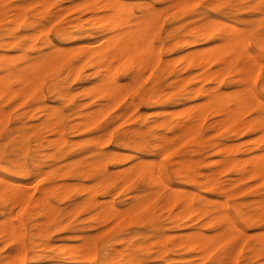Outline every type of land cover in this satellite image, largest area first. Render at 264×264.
Masks as SVG:
<instances>
[{
  "label": "rangeland",
  "instance_id": "obj_1",
  "mask_svg": "<svg viewBox=\"0 0 264 264\" xmlns=\"http://www.w3.org/2000/svg\"><path fill=\"white\" fill-rule=\"evenodd\" d=\"M119 1L120 2H115L114 4L100 6L101 3H85L82 2V0H0V5H5L4 7H0V44L4 47V51L11 56L17 53L20 54V52L22 53V57L19 55L16 57L17 59L14 60L15 67L23 64L26 57L37 55L39 50L51 49L53 47L52 42L61 46H74L80 44L84 41L85 35L81 30L93 32L97 28L93 23L94 16L107 15V11L109 14L112 10L118 9L122 12L124 17H130L132 20L152 14L156 16V19L160 22L158 30L151 34L154 40V49H156L155 51L159 50L161 56L160 60H154L155 62L157 61L155 66L153 64L155 62L152 61L153 63L150 62V64H153V66L148 63L150 66L147 64L143 67L141 66L139 69L135 68L139 66V60L132 56L124 58L120 63L118 61V64L117 59L113 60L114 63H112L111 66L113 68L112 70H114L115 75L120 81L122 83L124 82L123 84L125 86L121 93L123 96L121 100H119L120 97L117 99L118 101L113 99L111 104L107 105L108 99L105 97V94L98 92L97 88L91 87L99 81V75L94 71L102 68V71H105L104 66L100 65V67H98L93 65L92 60L80 66L77 73L75 72L76 69L73 70L68 67L69 65L67 66V63H62L59 67L60 71L58 70V74L55 70L48 72L42 85L38 86L37 90H34V92L32 91L28 97H11L7 100L0 98L1 103L6 100L2 105H4V108L8 111V115L6 114L8 117L5 115L8 120L5 121L4 119H0L3 122V125H1L2 123L0 122L2 131L0 133V144H2V146H0V158L2 160L0 164V173L8 174L9 172V175L19 178L17 172H15L18 167L12 162L14 159H18V161L24 162L27 165L29 164L31 167L35 163L38 165L40 164L41 174L35 179L36 181L30 184L32 189L34 185H36L37 188L48 185L50 181L55 178L54 176L58 174L59 171L57 170L61 169L66 172L68 171L65 173V176H63V179H61L63 182L70 185L69 189L62 194L56 191L53 193L51 192L46 199L47 201L49 199L52 205L59 208V211H57L58 213H56L57 215L54 214L55 218L51 223L43 222L44 224H40V227L33 225L37 219H39L40 222L41 220L44 221L46 215L50 211L49 208H47L48 211L44 212L43 210H46V208H41L43 209L41 210L40 207L36 208L35 211L39 209L41 213L44 212V215L43 213H38L34 219L25 222V241H27V257L25 264H58L63 257V254H61V251L58 249L61 245H78L82 242L81 236L89 233H97L98 228L92 226V220L90 218V215L95 209L90 206V203H84L90 195L89 192L92 190H95L96 196L100 200H112V202L122 209L130 204V197L137 192L149 196L148 202L137 212L135 222L132 224H125L124 230L126 235L131 237L129 243L126 244L124 242L122 244H116L119 249L126 252L125 256H127V258L130 257L129 253H131L133 254L132 256L142 259V262L138 264H193V262L194 264H264V208L261 209V206L264 204V176L257 177L250 174L246 176L245 173H239L232 165L226 166V164H223V166L225 165L224 167L220 166L222 165L221 160L224 159V156L228 152L220 153L218 151L219 144L238 145L233 155H237V157L239 156L241 159L250 160L261 151V147H264V139L260 136L261 132L258 129L246 134L228 132V130H226L227 123L225 122V114L217 115L212 109H209L205 111L206 113L203 111L205 115L203 119L197 118L200 122L195 120L196 125H198L196 126L198 129L196 133L191 137H175L171 141V150L174 153L171 151L169 154H160L158 147H152L148 144L149 142L152 144L156 139L151 134L148 135L150 133L148 126L155 119L162 118L164 114L170 121H177L182 114L178 113V110L188 104L198 102L199 104H205V101L207 102L209 99L208 95H201L198 93L195 97L186 98L190 94L188 90L194 86L201 84L209 86L215 84L214 82L211 83L206 80L200 82L199 74L202 71L206 69L215 70L223 65L222 62L210 59V56L213 55L212 51L216 52L215 49L221 50L223 42L221 45L219 44L220 48L218 46L216 48L214 47V50H210L211 52H208L209 48H206L208 45L210 47L212 46L211 44L215 43L213 46H216L218 42L221 41L226 43L227 38L224 36L237 29V31L244 30L247 36L249 35L248 38L250 37L249 39L252 41V46L256 49V54L264 51V11H261L259 7L261 0H199V3H197V0ZM180 2L181 5H179ZM17 6L24 12V18L22 19L24 21L13 24L9 21V18ZM169 6L172 10H170L171 8ZM173 6L177 7L174 8ZM93 7H98V9L92 11ZM210 18H216L217 21L222 22L221 28L224 35L221 37L217 33V28L213 26V35L202 37L198 40L197 45L190 46L187 41L193 38L192 35L195 31V26L198 22ZM223 23L225 24L223 25ZM227 27L236 28L233 30ZM226 28L227 31L225 30ZM59 29H61V32L65 29L64 32H67L65 35L66 38L60 36ZM30 35L35 36V39ZM18 36L19 40L22 42V47H25L24 49L11 47L4 42L6 39H13ZM68 36H71V38ZM58 37L59 39H57ZM47 39L48 41H46ZM88 39L91 40L93 38L89 37ZM50 41L51 43H49ZM34 46L36 48H34ZM195 46L197 48L200 46L199 48L206 50L204 52H206V55L210 54V56H206L205 58L204 54V56L200 55L197 59L183 56L188 49L196 48ZM21 50L24 51L25 54ZM202 61L204 64H201ZM127 64L132 65L130 66L131 72L129 74H125ZM145 66H148V68L145 69ZM149 67L152 68L150 69ZM137 69L138 71L140 70L141 73H144L141 74ZM236 69L237 65L233 64L229 72L223 73L224 75L221 77L222 90L234 91L233 89H235V91H237L243 87L244 83L242 81L234 79ZM141 70L144 71L142 72ZM139 74H145L143 79ZM51 81L53 83L55 82V86L52 85ZM17 83L16 81L15 85H18ZM134 83H137L135 84L136 86H133ZM59 84L62 85L59 86ZM48 86L49 88L52 87L53 91L51 88L48 89ZM61 87L63 89H61ZM261 87L264 88L263 85ZM56 88L60 90L61 94L64 93V91L68 93L67 95L70 98L66 95L64 96L65 93L61 95V97L59 95L60 99L57 98L58 94L56 90L54 92ZM86 88L89 92H87L88 90H86ZM147 96H150L152 101L161 99L162 103H159L160 105L152 101L146 103L143 98ZM37 97L40 101L37 100ZM41 97H43V101ZM66 97L68 100H66ZM132 97H134V103H137L135 108L131 105ZM84 102H86L85 105H83ZM104 103H107V106H105ZM114 103L115 105H113ZM43 104L48 107L50 106V109L54 107L58 108V115L55 114L51 117L50 121H48L50 124L47 122L42 126L33 127L34 124L44 119V115L42 116L44 113L41 111L40 107L43 106ZM77 105L83 108L80 106V108H77ZM74 106L77 108V111L82 110L87 112H95L93 111L95 108L99 107L100 109L101 107V111L97 108L100 112L98 116L96 115L98 122L93 126L80 124L74 128V124L81 120L79 116V118L76 117L78 112L76 111L77 115L74 113ZM231 106H233V104H231ZM38 110H40L41 113ZM125 110H128V115L125 118L115 117L117 113ZM160 111H165V113L162 114ZM253 111H257L258 114L252 116L251 112ZM259 115L260 111L255 108L246 112L244 116L249 119ZM214 120H217V122L219 120L221 122L218 125ZM223 122L225 123L222 125ZM105 124H108L110 128H103ZM55 126L57 128L59 127L61 131L59 132ZM61 126L65 129L63 128L62 130V128H60ZM136 126H139L141 129L140 133L134 135L130 130ZM104 129H106L105 132ZM55 131L57 132L54 133ZM156 131L163 132L164 130L162 128H156ZM22 133H24L23 142L21 140ZM102 133H110V135L108 134V137L105 135V138ZM168 134L172 135L173 131H169ZM123 135L128 136L127 139L130 140V143H123L121 139ZM57 136L58 138L59 136L60 138L63 136L68 139V141L70 140V143H62V145L55 139L56 144L53 138H57ZM92 136L93 138L97 137V144L93 142L95 140ZM193 136H195V138ZM99 138L106 143L103 141L105 144L99 145L102 144ZM134 138L138 140L137 143L132 142ZM73 141L77 143L72 144ZM96 150L97 152L101 150L104 152L109 151V157L106 158V160L109 171L111 172L123 169L134 161L140 160V158L145 161H150L152 159L157 160L159 157L158 159L161 160L163 164V177L171 189L163 188L161 183H155L156 185L149 184V186L147 182L146 184L142 181L141 175L139 174L135 175L128 186L122 187L120 181H115L113 184H110V186H107V188L100 185V177H97L95 174L82 176L70 175L73 170L84 168L92 164V160L96 157ZM253 153L255 155H253ZM250 154H252V157ZM134 155L136 157H134ZM246 156L248 157L246 158ZM5 159L8 160V165L12 167L9 168L7 163H3ZM170 160L173 161L171 162ZM187 160L192 163V168L188 171L182 170V174H178V171L180 172L181 169L177 161ZM12 168L15 170H12ZM10 169L12 171H10ZM166 169L169 172H167ZM213 170H215L214 173L212 172ZM229 170L230 172H228ZM165 171L167 173H165ZM211 173L214 175L212 176L214 177V183L208 182L207 180V178H209L208 175ZM192 174L196 175V181L189 180V176ZM139 179H141L140 182ZM29 180H32L31 176L28 177V181ZM183 187L185 189H183ZM170 190L178 192L179 196L183 195L184 192L185 194L193 196L195 205H199L202 200L206 201L208 199H210V201L207 203L212 207L219 202H224L226 205L228 204V209L232 212L240 227H242L245 232H249L242 236L243 240L241 247L233 258L224 255V252L238 236L228 232V236L226 235L225 237V233L221 232L218 236L222 237L223 241L220 242L216 235L214 238L213 231L215 233L218 231L219 233L221 226L218 224L205 225L208 216L205 215L191 220L192 217H197L198 212L190 217L187 216L182 219L176 217V212L179 211V208L180 210L182 209L183 197L181 199L178 196L176 200L168 202L166 197ZM156 192H158V194H156ZM56 193L59 195L56 196ZM75 201L78 203H74ZM8 206H10V204H8L7 207L3 206V202L0 199V209L4 211V213L2 212L3 214L0 213V226L3 222V217L8 211ZM250 214L256 218L260 217L261 219L255 224L252 220H249ZM130 215V213H125L124 217L129 218ZM178 223H181V226H178ZM107 225H114V220H109L106 223V226ZM192 230H196L198 233H202V231L205 233L207 232L206 235L212 236V239H217L219 241L216 240L215 243L214 241L211 242L212 240L210 241L211 247H208L210 249L213 248L210 252V249L207 248L208 250H206V247L203 248L201 252L196 251L192 247H186L185 243L181 241L176 242L177 245L172 242L171 235L176 232L189 234ZM1 238H3L5 242L7 240L2 233H0V257L4 255L1 253H7L13 246V242L10 240L4 245ZM99 246L100 240L98 239L93 253V258H95L92 259L90 263L87 260H83L78 262L71 261L68 264H112L110 261L107 263L102 260V255L105 250ZM108 251V259H111L115 254L114 250L109 249ZM204 253L206 256H204ZM124 262V264L131 263L130 261Z\"/></svg>",
  "mask_w": 264,
  "mask_h": 264
},
{
  "label": "bare ground",
  "instance_id": "obj_2",
  "mask_svg": "<svg viewBox=\"0 0 264 264\" xmlns=\"http://www.w3.org/2000/svg\"><path fill=\"white\" fill-rule=\"evenodd\" d=\"M44 1H46V0H44ZM82 2H85V3H87V2H89V3L98 2V3H101L100 6H105L107 4H112V3L114 4L115 2H120V1L119 0H82ZM179 5H181V2ZM171 7H172V5H171ZM173 7L175 8L177 6H173ZM161 8H163V7H161ZM97 9H98V7H93L92 11H96ZM114 9H115V7H114ZM164 9H166V8H164ZM170 10H172V8ZM110 11H111V7H110ZM112 11L109 12V14L107 11V15H103V16L95 15L94 16V18H93L94 22L93 23L95 26H97V28L93 32H87V30H81V32H83L85 35H84V41H82L80 44H77L74 46H61V45H58L57 43L52 42L53 47L51 49H49V50L41 49L38 51L37 55H35V56L30 55V57H26L23 64H21L18 67L14 66V62H15L14 60H16L17 59L16 57H18L19 55L21 56L22 53L20 52V54L17 53L15 55L12 54L13 56H11L6 51H4L5 50V49H3L4 47H2L0 44V98L7 100L11 97H22V98L28 97L29 94L32 93V91L34 92V90H37L38 86L42 85L43 81L45 80V76H46V74H48V72H50L51 70H55L56 73L58 74V70L60 71L59 67L62 65V63H64V64L67 63V66L69 65L68 67L73 69V70L76 69L75 72L77 73L80 69L79 68L80 66H83L85 63L92 60L93 65H96L98 67H100V65H102L105 67V71L104 72L102 71L103 68L102 69H96L94 71L95 73H98L99 81H98V83L94 84L91 87L92 88L95 87L98 89L97 90L98 92L105 94V97L108 99V104L106 103L107 105L111 104V101L113 99L114 100L116 99V101H118L117 99H119V97H120L119 100H121V98H123L121 93H122L123 89L125 88V86L123 84L124 82L122 83L120 81V79L115 75L114 70H112L113 68L111 66H112V63H114L113 60L117 59V64H118V61L120 63V61L124 60V58H126V57H130V56L136 57V58H138L137 60H139L138 61L139 66L137 67L135 64L134 65L136 66L135 68H138V69L141 68V66L143 67L144 65H147L148 63L150 64V62L153 63L152 61H154V60H157V59L160 60L161 59L160 52H159V50L155 51L156 49H154V44H153L154 40L152 38L153 36L151 35V34H153V32H156V30H158V28L160 27V24H159L160 22H158V20L156 19V16H154L152 14L145 15L139 19H136V20H132L130 17H124L122 12L119 11L118 9H115L113 12ZM104 14H106V13H104ZM157 16H159V15H157ZM23 18H24V12L22 11V9L19 6H17V7H15V11L13 13H11L9 21L12 22L13 24L14 23L17 24V23L23 22L24 21V20H22ZM130 21H133V22H130ZM224 24L225 23H223V25ZM221 25H222V22L217 21L216 18L215 19L210 18L208 20H205V21L202 20V21L198 22V24L195 26V31L193 32V35H192L193 38L188 40L187 43L190 44V46H194V45H197L198 40L200 38L205 37V36H209V35H213L212 34L213 26H215L217 28V33L222 37V35H224V33H223L222 28H221ZM225 26H227V25H225ZM227 28L233 29V27H227ZM59 30H60V32H59L60 36L61 37L63 36L64 38H66L65 35L67 32H64L65 29L62 32H61V29H59ZM66 31H67V29H66ZM237 33H242L245 36H247V33L244 30L237 31V29H236V31H231L229 34L224 36L225 38H227L226 43L224 41H221V42H218V45H216V46L215 45L213 46V44H215V43H213V44H211L213 47L212 46L209 47V45H208V47H206L207 49L209 48L208 52H211L212 50H214L213 49L214 47L216 48L218 46L220 48V45L223 42V45L221 46L222 47L221 50L215 49L216 52L212 51L213 55H211V56H210V54L206 55V52H204L206 50L200 49L199 48L200 46L198 48L195 46L196 48H191L190 50L188 49V51H186L183 54V56H186L187 58H196V59L198 57H200V55L204 56V54H205V58H206V56H210L211 60H214L217 62H222L223 65L220 66L219 68L215 69V70L206 69L199 74V77H200L199 81L200 82L206 80V81L211 82V83L214 82L215 84H213V85L211 84L209 86H205V85L201 84V85L194 86L188 90V93H190V94L186 98H191L193 96L195 97L197 93L201 94V95H208L209 99L207 100V102L205 101V104H199V102H198V103L186 105L182 109L178 110V113H182V114L180 116V119L177 121H170L168 117L164 116L163 113H165V111H160L163 114L162 118L155 119L148 126V130L150 132L148 135L151 134L154 138H156L155 139L156 142L154 141V142H152V144H151V142H149V143L147 142V143L150 144V146H152V147L153 146L158 147L160 154H169L172 151L171 150L172 149L171 141L175 137H191L194 133H196L198 130L196 126H198V125H196L195 120H198L197 118L203 119L205 117V115H204V113H206L205 111H207L209 109H212L215 112V114H217V115L225 114V122L227 123V129L226 130H228V132H232L235 134H246V133H251L252 131L258 129L261 132L260 136L262 137V139H264V112L260 111L259 116L249 118V119H247L244 116L246 114V112H248L249 110H252L255 108H257L259 110L260 101H259V97H255V102H253V97H252V95H250V93L248 91V72H244L243 70L245 68H247L250 71L253 67H255L256 71L259 72L260 71L259 64L261 62L259 61L258 58H254L257 56L256 53H250L246 50L247 49L246 44L238 45L236 43V39H237L236 34ZM19 36H20V34H19ZM19 36L16 38H13V39H11V38L6 39V40L4 39L5 40L4 42H6V45H10L11 47H17L19 49H24L25 47L24 48L22 47V45H21L22 42L19 40ZM30 36H32V35H30ZM32 37L34 38L35 36H32ZM68 37L71 38V36H68ZM89 37H92L93 39L90 40V39H88ZM256 38H258V37H256ZM48 39L46 41H48ZM0 43H1V41H0ZM49 43H51V41ZM41 46H43V45H41ZM41 46H40V48H41ZM34 48H36V47L34 46ZM32 50H34V49H32ZM22 52L25 54L24 51H22ZM202 59L205 60L204 58H202ZM156 63H157V61L155 63H153L154 66ZM202 63H203V61L201 62V64ZM153 64L152 65L150 64V65L153 66ZM195 64L197 65L196 62H195ZM206 64H208V63H206ZM233 64L237 65L236 74H235L234 79L242 81L244 83V85L241 89H239L237 91H235V89H233L234 91H232V90L227 91L226 89H225L226 91L222 90V87H221V85H222L221 80L222 79H221V77L224 75L223 74L224 72H229L231 70V67ZM130 66H132V65L127 64V66H126L127 70H125L126 72L124 71L125 74H129L131 72ZM146 68H148V66L147 67L145 66V69ZM149 68L151 69L152 67H149ZM138 69H137V71H138ZM147 71H148V69H147ZM138 72H140V70ZM101 73H103L102 76L100 75ZM143 73H141V74H143ZM141 74H139V75H141ZM144 75H141L142 79H143ZM53 77H55V76H53ZM16 81L18 82L17 83L18 85H15ZM51 83L53 86H55V84H54L55 82L53 83L51 81ZM135 84H137V83H134L133 86ZM60 85H62V84H59V86ZM126 87H128V86H126ZM50 88L52 89V87H50ZM50 88L48 86V89H50ZM58 88L54 89V92L56 90L58 97L55 93H54V95H56V97L60 99L61 95H63L65 93V91H64V93L61 94L60 90H58ZM61 89H63V88L61 87ZM86 90H88V89L86 88ZM52 91H53V89H52ZM126 91H128V90H126ZM87 92H89V90ZM67 94L68 93H65L64 96L65 95L68 96ZM59 95H60V97H59ZM68 98H70V97L68 96ZM68 98L66 100H68ZM42 99H43V97H41V100ZM143 99L146 103L152 101L150 96H147ZM6 100H4L3 102L5 103ZM37 100H39V98ZM62 100H63V98H62ZM64 100H65V98H64ZM109 100H110V103H109ZM152 102H156L158 104L162 103L161 99H156ZM200 102H202V101H200ZM2 103L0 101V119H4L5 121H7L8 118H6L5 115L6 114L8 115V113H7L8 111L4 108V105H2ZM82 103H80V104H82ZM85 103L86 102H84L83 105H85ZM131 103H132L131 105H133L135 108L137 103L136 104L134 103V97H132ZM106 104H105V106H107ZM231 104H233V106H231ZM113 105H115V103ZM79 106L80 105H77L76 107L78 108ZM40 107H41V111L44 113V114H42V116L44 115L43 116L44 119H42L41 122L34 124L33 127H39V126L44 125L45 123L50 121V119L53 115H55V114L58 115V112H59V109L56 107L50 109V106L48 107L47 105H44V104H43V106H40ZM80 107H82V106H80ZM73 108H75V106ZM77 108H75L74 113H76ZM97 108L99 109V107H97ZM97 108H95V109H97ZM95 109L93 110L95 112H92V111L87 112V111H82V110L77 111L78 115L76 113V115H77L76 117L79 116L81 120L78 119L80 121H77L74 124V128H76V126H79L80 124L81 125L84 124L86 126L95 125L98 122L97 116H98V114H100L98 109L97 110H95ZM100 109H102V108L100 107ZM107 110H109V109H107ZM38 111L41 113L40 110H38ZM203 111H204V113H203ZM63 114H64V112H63ZM59 115H60V113H59ZM127 115H128V110L127 111L125 110V111H121V112L117 113L115 117L125 118ZM56 118H57V116H56ZM214 121L217 122V120H214ZM0 122L2 123V124L1 123L0 124L3 125V122L1 120H0ZM220 122L221 121L218 120V122H217L218 125ZM225 122H223L222 125ZM56 123H57V120H56ZM222 125H220V126H222ZM60 128H62V126ZM63 128H62V130H63ZM103 128H110V127H108V124L107 125L105 124V127L103 126ZM156 128H162L164 131L163 132H157ZM57 129L59 132L61 131V130H59V127ZM140 129L141 128L139 126H136V127L131 128L130 131H132V133L134 135H137L138 133H140ZM105 130L106 129H104V132H105ZM109 130H107V131L110 132ZM169 131H171V132L173 131V134L169 135L168 134ZM1 132L2 131L0 128V133ZM56 132L57 131H55L54 133H56ZM68 133H69V131H68ZM108 134L110 135V133H105V134H103V136L106 138L105 135H107V137H108L109 136ZM60 135H62V134H60ZM99 135H101V134H99ZM21 137H22L21 140L23 142L24 141V133L21 134ZM127 137H128L127 135H123L121 137L124 144L130 143V140H128ZM193 137L195 138V136H193ZM92 138H93V136H92ZM96 138L95 137L93 138L95 141L92 140L95 143H96ZM154 138H152V139H154ZM53 139H54L55 143H56V140L60 144H62V143L64 144L67 142L70 143V140L68 141V139L64 138L63 136H61V138H60V136H59V138L57 136V138L55 137ZM58 140L61 142H59ZM100 141L102 144H99V145H104L106 143L103 140L105 142L104 143L102 141V139H100ZM98 142H99V140H98ZM132 142L137 143L138 140L134 138ZM74 143H77V142L73 141L72 144H74ZM148 144H145V145H148ZM227 144H229V143H227ZM219 145L220 146L218 148V151L220 153L221 152H226V153L228 152L224 156V159L221 160L222 165H220V166L224 167L225 165L223 166V164H226V166L232 165L235 167V169L239 173H241V174L245 173L246 176H247V174L255 175L257 177L258 176L259 177L264 176V147L260 148L258 146L261 149V151L256 155L253 153V155H255L254 157H252V154H250V156L252 158L250 160H248V159H241V157H239V156L237 157V155L236 156L233 155V152L237 149L238 145H232V144L231 145L219 144ZM0 146H2V144H0ZM142 148H144V147H142ZM145 150H148V149H145ZM96 152H97V150H96ZM140 152H145V151H140ZM176 153H175V156H176ZM0 154H1V152H0ZM108 157H109V151L104 152L101 150V151L96 153V157L91 162L92 164H90L89 166H85L84 168H78L76 170H73L70 175L82 176V175L95 174L97 177H100V185L107 188V186H110V184H113L115 181H120L122 183V185H121L122 187L126 186V185L128 186V184L131 183L132 180L134 179L135 175L139 174V175H141L142 181L145 183L147 182L148 185L149 184H155V183L156 184L161 183L163 188L171 189L169 184L166 182L165 178L163 177V164H162L161 160L158 159L159 157L157 158V160L152 159L150 161L147 159H146L147 161H145L144 159L140 158V160L134 161L130 165L126 166L125 168L120 169V170H115L112 172L109 171V168H108V163L106 160V158H108ZM134 157H136V156L134 155ZM247 157L248 156H246V158ZM1 161L2 160L0 158V164H1ZM170 161H169V163H170ZM12 162L15 165H17V167H18V169H17L15 166H13L17 169V171L13 168H12V170H15V172H17L19 178H15L13 175H9V172H8V174L0 173V199L3 202V206L7 207V205L10 204V206H8V211L6 212L5 216L3 217V222L0 226V233H2V235L7 239L6 242H8V240L12 241L13 246L8 250L7 253H1L4 255L0 257L1 258L0 264H25V262H26L25 260L27 257V251H26V246H27L26 242L27 241H25V239H26L25 238V222H27L30 219H34L36 214H38V213L39 214L43 213V215H44V212L45 211L47 212L48 211L47 208H49V210H50L48 213L49 215L48 214L46 215V213H45L46 218L44 216V218H45L44 221L41 220V222H40L39 219H37V220L35 219L36 222H34L33 225L40 227V224H42L43 222H46V223L50 222L51 223V221L55 218V215H57L56 213H58L57 211H59V208L52 205V203L49 201V199L47 201L46 200L47 196L49 193H51V192L53 193L55 191L59 192V194H62L66 190L69 189L70 185L68 183L62 181L63 176H65V173H67L68 171L66 172V171L60 169V170H57V171H59L58 174L54 176L55 178L52 181H50V183L48 185H43L39 188H37L36 185H34L33 188L31 189L30 184L33 181H36L35 179H37V177L41 174L40 164L38 165L37 163H35L31 167V166H29V164L27 165L24 162L18 161V159H14ZM177 163L179 165V168L181 169L180 172L178 171V174H182V170L188 171L189 169L192 168V163L188 160L187 161H177ZM4 164H6V163H4ZM7 165H8V163H7ZM8 166H9V168L12 167L10 165H8ZM7 169H8V167H7ZM232 169H231V171H232ZM12 170L10 169V171H12ZM168 170H169V168H168ZM168 170H167V172H169ZM214 171L215 170H213L212 172L214 173ZM167 172L165 171V173H167ZM228 172H230V170ZM29 176L32 177L31 181L30 180L28 181ZM212 176H214V175H212V173L210 175H208L209 178H207V180H208V182L214 183L213 182L214 177H212ZM196 178L197 177L195 174H192L189 176V180H192V181H196ZM141 179H139V182ZM175 188H176V186H175ZM239 188H240V186H239ZM183 189H185V188L183 187ZM59 194L56 193V196H58ZM89 194H90L89 197L84 201V203H86V202L90 203V206L95 209V211L90 215V218L92 220V226L98 228V231L95 234L89 233V234H86L84 236H81L82 242L78 245H70V246H68V245L62 246L61 245L58 249L61 251V254H63V257L62 258L60 257L61 260L58 264H68L71 261L78 262V261H83V260H87L90 263V261L95 258V257L93 258V253L95 251L94 249L96 248L95 246L97 244L98 239L100 240V246L99 247H101L105 250L103 252V255H102L103 256L102 260L104 262L108 263V261H110L112 264H124L125 263L124 261H130L131 262L130 264L141 263L142 259H138L135 256H132L133 254H131V253H129L130 257L127 258V256H125L126 252H124V250H122V249H119L116 244H122L124 242L126 244L129 243V241L131 240V237L126 235V232L124 230L125 224H132L135 222V220L137 218V216H136L137 212L148 202L149 196H147V194L143 195V194H140V192H137L136 194H133L130 197V201H129L130 204L126 208L122 209L121 207L116 205L114 202H112V200L111 201L100 200L96 196L95 190L90 191ZM156 194H158V192H156ZM178 194H179L178 192L170 190L167 194L166 200L168 202L174 201V200H176V198H178V196H179ZM179 197L181 199L183 197L182 209L180 210V208H179V211L176 212V217H178L179 219H182V218L187 217V216L190 217L191 215H194V214H196V212H198L197 217L196 216L192 217L191 220H195L198 217H203L205 215L208 216L206 221H205V225L206 224H218L219 226H221V230H219V233H218V231H216V233L213 231L214 238L216 235L218 237V239L220 240V242L223 241V238L218 236V234H221V232L225 233L224 234L225 237H226L228 232L229 233L231 232L233 235L236 234L235 236H238L231 242V244L225 249V252H224V255L228 256L229 258H233L237 254L239 248L241 247L242 240H243L242 236H244L245 233L248 234L249 232L248 231L245 232V230H243V228L240 227L236 218L234 217L232 212L228 209V207H227L228 204L226 205L224 202H222V203L219 202L214 207H212L207 203L208 201H210V199H208L206 201L202 200V202L199 205H195L194 197L189 195V194H185V192L183 195H181ZM106 199H108V198H106ZM227 200H229V199H227ZM49 202L51 203V205ZM74 203L77 204L78 202L75 201ZM38 207H40V209L46 208V210L41 209L44 211L42 213H41V210L39 211V209H37L38 211H35L36 208H38ZM149 208H150V206H149ZM262 208H264V204L261 206V209ZM2 212L4 213L3 209H0V213H2ZM125 213L131 214L129 216V218L124 217ZM88 217H89V215H88ZM146 218H147V216H146ZM249 218H250L249 220H252L253 223H255V224L257 223V221H259L261 219L260 217L256 218L252 214H250ZM111 219L114 220V225H112V226L107 225L106 226V223ZM178 226H181V223H178ZM179 228H181V227H179ZM206 233L204 231H202V233H200V232L198 233V232H196V230H192V232L189 234H183L181 232H176L175 234L171 235L170 237H171L172 242H174L175 244H176V242L181 241V242L185 243L186 247L189 246V247L194 248L196 251H201L205 247H206V250H208L207 249V248H209L208 246L211 247V245H210L211 240H212L211 242L214 241V243L217 240V239L216 240L212 239V236H208V235H206ZM26 234H27V231H26ZM220 238H222V239H220ZM1 239H2V243L4 242V245H5L6 244L5 240L3 238H1ZM219 240H217V241H219ZM164 242H165V239H164ZM4 245H3V248H4ZM214 246H216V245H214ZM109 249H113L114 253H115L111 259H108V256H109L108 250ZM212 249H210L209 252ZM203 251H205V250H203ZM193 254H195V253H193ZM204 256H206L205 253H204ZM227 263H229V262H227Z\"/></svg>",
  "mask_w": 264,
  "mask_h": 264
},
{
  "label": "snow or ice",
  "instance_id": "obj_3",
  "mask_svg": "<svg viewBox=\"0 0 264 264\" xmlns=\"http://www.w3.org/2000/svg\"><path fill=\"white\" fill-rule=\"evenodd\" d=\"M197 3H199V0H197ZM4 6L5 5H0V7H4ZM189 7H194V6H189ZM259 7L261 11H264V0H261ZM225 30L227 31V28ZM236 36H237L236 43L238 45L246 44L247 45L246 50L248 52L250 53L256 52L255 47L252 46V41L247 36H245L242 33H237ZM57 39H59V37ZM254 58H258L259 61L261 62L259 64L260 71L257 72L255 67H253L250 71L247 68H245L243 71L248 72V91L250 95H252L253 97V102H255V97H259V101H260L259 111L264 112V88L261 87L262 85H264V51L259 52L257 56ZM100 75L102 76L103 73H101ZM257 114H258L257 111L251 112L252 116H255ZM3 163H8V160L5 159Z\"/></svg>",
  "mask_w": 264,
  "mask_h": 264
}]
</instances>
